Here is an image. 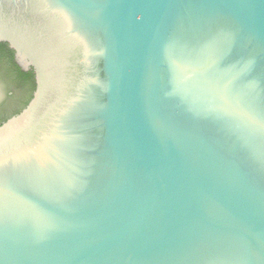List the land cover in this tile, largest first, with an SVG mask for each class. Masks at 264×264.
Masks as SVG:
<instances>
[{
    "label": "water",
    "instance_id": "95a60500",
    "mask_svg": "<svg viewBox=\"0 0 264 264\" xmlns=\"http://www.w3.org/2000/svg\"><path fill=\"white\" fill-rule=\"evenodd\" d=\"M1 43L0 264H264V0H0Z\"/></svg>",
    "mask_w": 264,
    "mask_h": 264
},
{
    "label": "trees",
    "instance_id": "16d2710c",
    "mask_svg": "<svg viewBox=\"0 0 264 264\" xmlns=\"http://www.w3.org/2000/svg\"><path fill=\"white\" fill-rule=\"evenodd\" d=\"M5 48H8L6 44L0 45V51H3ZM4 58L3 68L7 71V74L12 79L11 83L15 88H19L20 99H26L24 105L18 111V114L29 104L33 97V92L36 88L35 76L33 71L24 72L14 61V52L8 50ZM5 71V73H6ZM17 115V114H16ZM13 117V116H12ZM11 118V116L9 117ZM9 118H0V126L6 122Z\"/></svg>",
    "mask_w": 264,
    "mask_h": 264
},
{
    "label": "flooded vegetation",
    "instance_id": "af4514ba",
    "mask_svg": "<svg viewBox=\"0 0 264 264\" xmlns=\"http://www.w3.org/2000/svg\"><path fill=\"white\" fill-rule=\"evenodd\" d=\"M6 45L8 48H5L3 51H0V118L1 119L4 118L6 119L9 118L10 116L12 117L18 114V111L26 101V99L24 100L20 99L19 88H15V86L12 85L11 83L12 79L9 77L7 71L2 66L3 62L5 61L4 54H6L8 50H12L8 46V44ZM14 61H15V53H14Z\"/></svg>",
    "mask_w": 264,
    "mask_h": 264
}]
</instances>
